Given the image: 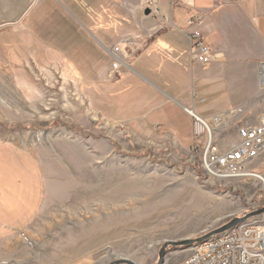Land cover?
<instances>
[{
  "label": "rangeland",
  "instance_id": "1",
  "mask_svg": "<svg viewBox=\"0 0 264 264\" xmlns=\"http://www.w3.org/2000/svg\"><path fill=\"white\" fill-rule=\"evenodd\" d=\"M33 3L0 7V148L24 151L27 171L36 154L40 184L31 222L0 229V264H158L166 241L199 238L251 212L261 181L206 175L192 125L191 131H157L148 121H116L88 97L91 90L104 96L109 85L83 88L71 82H81L73 73L36 62V41L21 44L17 32ZM259 115L241 119L255 124ZM237 124L235 116L216 132V142L234 144ZM200 243L167 246L163 264Z\"/></svg>",
  "mask_w": 264,
  "mask_h": 264
},
{
  "label": "crops",
  "instance_id": "2",
  "mask_svg": "<svg viewBox=\"0 0 264 264\" xmlns=\"http://www.w3.org/2000/svg\"><path fill=\"white\" fill-rule=\"evenodd\" d=\"M158 1L170 25L146 15L143 0H34L17 32L21 44L36 41L31 53L36 62L48 61L55 71L81 78L71 80L73 84L109 85L104 96L91 90L88 97L116 121H148L157 131H191L184 108L201 117L236 109L238 122L252 111L260 117L264 96L257 75L264 64V0H179L173 6L169 0ZM30 3L0 0V7ZM36 14L40 19L33 18ZM197 18L200 25L188 26ZM195 30L214 56L206 68L190 61L189 34ZM28 53L25 48L23 54ZM116 58L128 67L114 78ZM179 115L184 126L175 121ZM19 149L0 148V229L25 227L35 215L40 184L32 162L37 155L27 171V156ZM18 186H23L21 193ZM12 214L15 223L5 222L3 217Z\"/></svg>",
  "mask_w": 264,
  "mask_h": 264
},
{
  "label": "built area",
  "instance_id": "3",
  "mask_svg": "<svg viewBox=\"0 0 264 264\" xmlns=\"http://www.w3.org/2000/svg\"><path fill=\"white\" fill-rule=\"evenodd\" d=\"M169 1L173 6L178 0ZM142 6L143 10L149 9V15L159 19L161 25H170V16L159 7L158 0H145ZM200 22L197 18L189 21L188 26L200 25ZM189 35L191 63L206 68L214 57L210 47L198 30L190 32ZM125 66L128 65L118 58L112 64L113 70L117 72ZM260 75L259 83L263 81ZM184 111L192 122V133L200 152L199 158L204 159V167H201L204 173L213 179L226 182L259 179L262 196L252 203L250 211L264 208V112L256 124H251L248 120L239 121L236 142L223 146L216 142V132L232 124V116L237 115L236 109H228L209 117H201L192 109L184 108ZM220 115L226 120L219 121ZM203 143H211L210 153H202ZM245 221H253V228L240 229V232H234L230 239L212 243L207 245V248L194 249L174 264H264V213Z\"/></svg>",
  "mask_w": 264,
  "mask_h": 264
},
{
  "label": "water",
  "instance_id": "4",
  "mask_svg": "<svg viewBox=\"0 0 264 264\" xmlns=\"http://www.w3.org/2000/svg\"><path fill=\"white\" fill-rule=\"evenodd\" d=\"M145 14L146 15H149L150 14V11L149 9H146L145 10ZM264 213V208L258 210V211H253V212H250L248 213V215H246L245 217H241V218H233L231 219L229 222H227L226 224L220 226L219 228H216L208 233H206L205 235H202L201 237L199 238H196V239H190V238H183L181 239L180 241H176V240H168L166 241V243L162 246L161 248V252H160V260H159V263L158 264H163L164 263V257H165V254H166V248L167 246H175V247H190L191 245L195 244V243H200V242H203L215 235H218V234H221V233H224L230 229H233L235 228L236 226L240 225L241 223H243L245 220H247L248 218L250 217H253V216H256L258 214H262ZM121 263H127V264H136L135 262L133 261H130L128 259H122L120 261ZM114 264V263H112Z\"/></svg>",
  "mask_w": 264,
  "mask_h": 264
},
{
  "label": "bare ground",
  "instance_id": "5",
  "mask_svg": "<svg viewBox=\"0 0 264 264\" xmlns=\"http://www.w3.org/2000/svg\"><path fill=\"white\" fill-rule=\"evenodd\" d=\"M260 74H261L260 78H262L263 81H261L259 83V88L263 89L264 88V65L260 71ZM223 119H225V117L223 115H220V117L218 118L219 121L220 120H222V121L226 120V119L225 120H223ZM210 151H211V143H205L202 146V153H210ZM200 165L202 167H204V159H200ZM97 191H99V190H97ZM96 195H98V194H96ZM245 228H253V221H244L243 223H241L240 225L236 226L233 229H230L224 233L215 235V236L201 242L199 245L194 246L193 249H191V252H193L194 249L207 248V245H211L212 243H216L218 241H226L227 239L231 238V235L234 234V232H240V229H245Z\"/></svg>",
  "mask_w": 264,
  "mask_h": 264
}]
</instances>
